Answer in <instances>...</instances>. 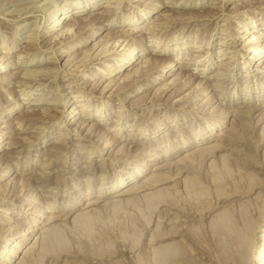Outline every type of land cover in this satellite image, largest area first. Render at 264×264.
<instances>
[{
  "label": "rangeland",
  "instance_id": "rangeland-1",
  "mask_svg": "<svg viewBox=\"0 0 264 264\" xmlns=\"http://www.w3.org/2000/svg\"><path fill=\"white\" fill-rule=\"evenodd\" d=\"M76 1L84 0H0V261L255 264L264 255V98L242 99L264 92V57L248 64L262 55L250 39L264 46V0H100L50 30ZM182 1L200 6H176ZM134 19L145 26L126 36ZM183 45L201 55L196 64ZM163 46L179 57L148 52ZM131 52L135 64L114 69ZM33 59L41 62L25 65ZM36 69L46 73L26 74ZM72 96L67 108L75 100L70 108H78L70 117L64 102L51 103ZM35 98L43 104L10 112ZM33 110L42 118H27ZM99 110L104 120L80 114ZM229 128L241 138H220L232 136ZM208 130L215 132L208 142L186 148ZM121 178L130 181L122 193L155 184L96 197ZM159 199L175 204L156 205ZM74 203L75 210H53ZM222 223L232 240L214 231ZM51 227L63 231L43 247ZM170 252L185 257L156 258Z\"/></svg>",
  "mask_w": 264,
  "mask_h": 264
},
{
  "label": "bare ground",
  "instance_id": "bare-ground-1",
  "mask_svg": "<svg viewBox=\"0 0 264 264\" xmlns=\"http://www.w3.org/2000/svg\"><path fill=\"white\" fill-rule=\"evenodd\" d=\"M170 1H173V0H170ZM99 2H100V0H84V1H76V3H74V2H72V4H70V6H68V7H66V10L63 12V15H62V17L60 18V17H58L57 19L54 17L53 18V16L52 17H48V19L49 18H53V20H55V21H53L52 22V25H51V28H50V30H55V29H60V28H62V27H65L66 26V19L67 18H69V17H71V16H73V15H77V14H79V13H83V12H88V10L90 11L92 8H98L99 7ZM167 2V1H166ZM169 2V1H168ZM182 3V5L181 4H177L176 6H183V7H197V6H200V5H198V3H192V2H188V1H182L181 2ZM184 3V4H183ZM101 4V3H100ZM72 5V6H71ZM110 6H116V5H110ZM55 11V10H54ZM57 13V11H55V12H53L52 13V15H55ZM69 14V15H68ZM162 16V15H161ZM103 16H97V17H95L96 19H101ZM81 18H83V17H81ZM143 18V15H141V19ZM96 19H95V21H96ZM146 18H144L143 20H145ZM160 18L158 19H155V23H157V22H160ZM168 20V19H167ZM166 20V21H167ZM79 21H80V19H77V21L76 22H78L79 23ZM169 21H171L170 19H169ZM75 23V22H74ZM114 25L115 24V22L114 21H112V20H110L109 22H108V25ZM126 25L128 26V28L124 31V33L123 34H125L126 36H131V33H133V31L130 33L129 31L131 30V29H136V28H143L144 26H141L140 24H139V21H137V20H130V21H128V23H126ZM151 29H158V28H156V27H151ZM64 33H65V30H64V32L62 31V32H60L57 36H60V34H61V36L62 35H64ZM68 33V32H67ZM248 34H247V31H245V33L243 34V35H241L240 36V38H242L243 36H247ZM239 38V37H238ZM251 41L250 42H252V41H254L255 40V44L252 46V47H250V49H253V50H258V52H260V54H262V55H259V54H254L253 55V57L248 61V64H250L252 61H253V58H255V57H259V56H261L260 58H262V57H264V46L262 47V48H259V46H257L258 45V38L257 37H254V36H252L251 37V39H250ZM16 43L18 42V41H15ZM259 43H260V41H259ZM264 44V43H263ZM194 46H197L198 48H201V47H203V46H205V44L203 45V44H199V45H194ZM261 46V45H260ZM185 48L187 49V48H189V46H185V45H183V47H182V50H181V52H184V51H186V52H184V55L185 54H192L194 57H193V64H196L195 62H197V60H198V57L199 56H201V55H199V54H196V53H192V50L193 49H187V50H185ZM3 51H8V49L7 50H3ZM148 52H150V53H157V54H175L176 56H174V57H172L171 58V60H174L175 58H177V57H179V55H180V51H178V49L177 48H175V47H173V48H169L168 46H163V47H161V48H154V49H152V50H148ZM181 55H182V53H181ZM5 56H8V55H5ZM98 56V55H97ZM122 58H124V60H123V62L122 63H120V65H118V67H114V69H117L118 71H121V70H125V69H127L128 67H130V66H132V65H134L135 64V62H136V56L135 55H133L132 54V52L131 53H129L128 55L126 54V55H124V57H122ZM159 59V58H158ZM203 59H205V58H203ZM166 60V59H165ZM168 60V59H167ZM222 61H223V59H221ZM163 61V60H162ZM210 61V60H209ZM208 61V64H206V62H204L203 64H202V66H207V65H212V62L210 61L209 62ZM41 62V60L40 59H33L31 62L30 61H27L26 63H25V65L27 66V65H29L30 64V66H33L34 64H38V63H40ZM161 62V61H160ZM155 64V63H154ZM166 64H172V61H164L161 65L162 66H165ZM3 65H4V63L2 64V66H0V72L2 71V69H3ZM185 67H191L190 65H178V68H185ZM164 69H165V67H163ZM192 68V67H191ZM205 68V67H204ZM206 69V68H205ZM45 70V69H44ZM44 70H38V69H36V70H34V73H30V72H28V73H26V74H33V75H36V76H38V75H43L44 73H46ZM97 73V72H96ZM113 73V68H109V69H105L104 70V74L105 75H111ZM95 73H93L92 75H94ZM98 74V73H97ZM163 74V73H162ZM165 74H172V72H167L166 71V73ZM195 76V75H194ZM27 77V76H26ZM199 77V76H198ZM36 80V79H35ZM38 80V79H37ZM32 82V81H31ZM48 94V93H47ZM49 95V94H48ZM67 97V96H66ZM59 98V97H58ZM73 98V96L72 97H68L67 98V100H65L64 99V101H61L62 100V98H61V100L60 101H58V100H56V101H52L51 103H59V102H64V107H62V110H68L72 105H74L75 104V102L77 101V100H75L68 108H67V104L70 102V100ZM262 98V99H261ZM263 98H264V92L262 93V95H261V93H259V92H257L254 96H252V97H247V98H243L242 99V102H246V101H248V102H251V101H253V100H261L262 102H263ZM43 100V99H42ZM241 102V101H240ZM41 104H43V102L40 100V99H38V98H35L34 100H30V101H22L19 105H17V107L15 106V107H13L11 110H10V112H12L13 110H17L18 108H24V107H39V106H41ZM77 104H82V105H84V106H88V104H86V103H77ZM43 106V105H42ZM45 106V105H44ZM260 106V105H259ZM247 107V106H246ZM51 108H54V107H51ZM78 108V106H76V107H72V108H70V110L66 113V116L67 117H70V116H72V113L74 112V110H76ZM248 108V107H247ZM86 109H88V107H86ZM252 107L251 108H249V109H247V110H244V111H240V112H242V113H249V112H251L252 111ZM35 110H33L32 112H30L29 111V114L26 116L27 118H34V119H38V118H42V116H43V113L42 112H38V111H36V112H34ZM81 112V111H80ZM80 114H82V115H85L86 117L87 116H92V117H96V119L97 120H104V116H105V114H103L102 113V111H100L99 110V112H97V113H89V112H85V113H80ZM76 115V114H75ZM240 116V115H239ZM106 119V118H105ZM69 121H71V119H69L68 121H67V118L64 120V123L67 125V123L69 122ZM74 121V120H73ZM71 124V123H70ZM225 124V123H224ZM223 124V125H224ZM96 125V124H95ZM99 125V124H98ZM103 126V125H102ZM235 126V125H234ZM243 127V126H242ZM28 129H29V127H27ZM25 129L24 131H27L28 129ZM210 130V129H209ZM205 131V132H203L202 134H204V133H206L205 135H203V136H200V137H198V139H195L192 143H188L187 145H186V148H188L190 145H192L193 146V144H199L200 145V143H203V142H208L211 138H212V136H213V134L215 133H213L212 131ZM228 132H230L231 134L230 135H232V136H229V134L228 135H226V134H224L223 133V135L220 137V138H227V140L228 141H230V142H235V141H237V139H239V138H241V135L239 134V132L235 129V128H229V129H226ZM48 136V134L45 136V137H47ZM2 142V139H0V143ZM137 143V142H136ZM229 143V142H228ZM220 147H222L221 146V144L220 145H218V146H216L213 150H215L216 148L218 149V148H220ZM199 151V154H197L198 156L199 155H201L202 153H204V151H201L200 152V150H198ZM207 151V150H206ZM175 153V152H174ZM173 152L171 153L172 155L174 154ZM208 153V152H207ZM166 156H168L167 155V153H165V154H162V158L163 157H166ZM193 158V157H192ZM205 158V157H204ZM197 159H199V158H197ZM155 159H153V161H154ZM195 160H193V162H194ZM96 164V163H95ZM162 168V167H161ZM194 169V168H193ZM218 170H220V169H218ZM163 173V172H162ZM196 173V172H195ZM220 172L218 171V173L217 174H219ZM139 174L140 173H137L136 171L131 175V177L132 178H134V180H137L136 178H138V176H139ZM145 174V173H144ZM228 175H229V173H228ZM227 175V176H228ZM166 176V175H165ZM170 176H172L171 174H170ZM220 176H223V173H221V175ZM0 178H2V175H0ZM142 177H140L139 179H141ZM219 178V177H218ZM28 179V178H27ZM48 179V178H47ZM152 179V178H151ZM156 179V178H155ZM130 180H132V179H130ZM142 180H144V179H142ZM141 180V181H142ZM154 180V179H153ZM168 180V179H167ZM214 180V179H213ZM139 181V180H138ZM148 181V180H147ZM157 181V180H156ZM166 181V180H165ZM128 182H130L129 180L127 181V179H124L123 180V178H121L117 183H115L112 187H110V189H106V190H101L100 191V194L99 195H96V197H102V198H104V197H108V196H110L112 193H115L116 194V192H118V193H122L123 191H125V190H123L124 189V186L126 185V184H128ZM198 182V181H197ZM154 183V182H153ZM153 183H151V182H148L147 184H144V185H142L140 188H146V187H150V186H152L153 185ZM158 183V182H157ZM155 184V183H154ZM212 184H213V182H212ZM70 186V185H69ZM139 186V185H138ZM133 187H134V185H133ZM136 187V186H135ZM201 187V186H200ZM127 188V187H126ZM139 187H136V188H133L132 190H127V192H125L126 194H131V193H133V192H136V191H140L139 189H140ZM129 189V188H128ZM174 189V188H173ZM142 190V189H141ZM188 190V189H187ZM191 190V189H190ZM193 190V189H192ZM169 191H171V190H169ZM172 191H174V190H172ZM177 191V192H176ZM175 191V193L177 194L178 193V191L179 190H176ZM185 192V191H184ZM125 193H122V194H125ZM169 193H171V192H169ZM173 193V192H172ZM172 193H171V195H172ZM190 193V192H189ZM122 194H121V196H122ZM117 195V194H116ZM150 195V194H149ZM152 195V194H151ZM177 195H179V193L177 194ZM209 195V194H208ZM119 196V195H118ZM181 196H183V194L181 195ZM201 196H203V195H201ZM210 196V195H209ZM191 197V196H190ZM193 197H195V196H193ZM174 198L176 199V197L174 196ZM179 198L180 199H184V198H181L180 196H179ZM198 198H200V197H198ZM213 198V197H212ZM81 199V198H80ZM171 199V198H170ZM174 199V200H175ZM185 199H187V198H185ZM184 199V200H185ZM191 199V198H190ZM202 199V198H201ZM200 199V200H201ZM168 200V199H167ZM167 200H164V199H159L157 202H156V205H158V204H160V203H164V201L166 202ZM173 200V199H172ZM178 200V202H179V199H177ZM184 200H182V201H184ZM196 200H199V199H196ZM169 201V200H168ZM176 201V200H175ZM93 202H96V201H93ZM93 202H89L88 204H92ZM170 202V201H169ZM185 202H186V200H185ZM192 202V201H191ZM86 203V202H85ZM176 203H177V201H176ZM193 203V202H192ZM111 204H113V203H111ZM165 204H168V205H174L175 203H173V202H170V203H165ZM183 204H184V202H183ZM182 204V205H183ZM191 204V203H190ZM155 205V206H156ZM188 205V204H187ZM192 205V204H191ZM79 206V203H74V204H72L71 205V207H63V208H61V209H53L54 211L55 210H75L77 207ZM112 206V205H111ZM114 206H115V204H114ZM214 206V205H213ZM180 207H181V204H180ZM183 208H185V205H184V207ZM189 208V207H188ZM211 209V208H210ZM181 210V209H180ZM189 210V209H188ZM182 211V210H181ZM85 215V214H84ZM80 215H78V217H79ZM83 216V215H82ZM36 220H40V218H35ZM236 219V221L238 220L237 218H235ZM240 220V219H239ZM233 221H234V219H233ZM236 221H234V222H236ZM233 222V223H234ZM238 222V221H237ZM214 224V223H213ZM212 224V225H213ZM238 225V223H235L233 226H235V225ZM239 224H240V222H239ZM226 226L227 225H223V223H222V226H221V224H217V225H214V231L216 232V234H219V236H221V238H225V239H227V238H232V235H233V233H232V235H228L229 233L231 234V230L230 229H228V230H230L229 232H228V230H227V228H228V226H227V228H226ZM238 227V226H237ZM35 228V227H34ZM52 228V227H51ZM50 228V229H51ZM55 229H57L58 230V228H52V230H55ZM63 229V228H62ZM62 229H60V230H58V231H63ZM30 230H32V231H34V230H36V229H30ZM48 230H49V228H48ZM46 231V233L45 234H43L42 235V237L41 238H43V240H42V243H41V245L43 246V244L45 245V242L47 241H50V243L52 242V240H53V237H51L52 235H54V232H55V235H56V233H59L57 230H55V231H53L52 232V230H49V231ZM67 231V230H66ZM65 232V231H64ZM169 232V231H168ZM44 233V232H43ZM167 233V232H166ZM52 234V235H51ZM23 235V234H22ZM51 235V236H50ZM160 236V235H159ZM215 236H217V235H215ZM218 236V237H219ZM227 237V238H226ZM235 237V236H234ZM217 239V238H216ZM232 240V239H231ZM236 240V239H235ZM234 239H233V241H235ZM26 241V240H25ZM24 241V242H25ZM54 241V240H53ZM225 241H227L228 242V240H225ZM22 241H19L18 242V244H20ZM41 242V241H40ZM39 242V243H40ZM219 242H220V240H219ZM38 243V242H37ZM221 243H223V241L222 242H220L219 244H221ZM232 243V242H231ZM226 244V243H225ZM35 245H37V244H35ZM55 244L54 243H52V246H54ZM227 245V244H226ZM225 245V246H226ZM42 246L40 247V249L42 248ZM49 246H51V245H49ZM171 246H172V244H171ZM33 247V246H32ZM44 247V246H43ZM52 248V247H51ZM55 248V247H54ZM32 250H34L35 249V246L33 247V248H31ZM6 250V249H5ZM41 250H44V251H46L45 250V248H42ZM7 252H9L10 251V249H8V250H6ZM3 252H5V251H3ZM3 252H2V254H3ZM12 252H13V255H15L17 252H18V249L17 248H14V249H12ZM33 252V251H32ZM34 252H35V250H34ZM40 252H42V251H40ZM156 252V251H155ZM37 253H38V251H37ZM43 253V252H42ZM45 253V252H44ZM262 254H263V252H262ZM3 255H5V253L3 254ZM41 255H43V254H41ZM44 255H46V254H44ZM182 257H185V255H180V254H176V253H174V252H170V253H166V254H164L162 257L161 256H157L156 258L158 259V261H160V260H163V259H168V258H175V259H182ZM259 258H260V260H256V263L255 264H264V255H262V256H259ZM13 260V258H11V257H8V260H6V261H3V260H1L0 262V264H10V262L9 261H12ZM191 262V261H190ZM30 263H31V261H30ZM149 263V262H148ZM161 263H162V261H161ZM21 264V263H20ZM160 264V263H159Z\"/></svg>",
  "mask_w": 264,
  "mask_h": 264
}]
</instances>
